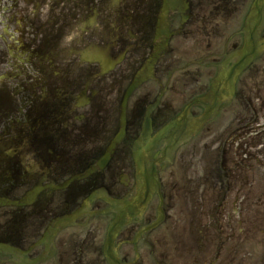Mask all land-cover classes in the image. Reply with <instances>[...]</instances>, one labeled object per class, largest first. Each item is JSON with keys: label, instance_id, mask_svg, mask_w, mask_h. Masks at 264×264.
<instances>
[{"label": "flooded vegetation", "instance_id": "obj_1", "mask_svg": "<svg viewBox=\"0 0 264 264\" xmlns=\"http://www.w3.org/2000/svg\"><path fill=\"white\" fill-rule=\"evenodd\" d=\"M253 2L0 0V264H264V55L191 135ZM183 113L161 195L127 205L135 144Z\"/></svg>", "mask_w": 264, "mask_h": 264}, {"label": "water", "instance_id": "obj_2", "mask_svg": "<svg viewBox=\"0 0 264 264\" xmlns=\"http://www.w3.org/2000/svg\"><path fill=\"white\" fill-rule=\"evenodd\" d=\"M262 7H263V0H258L255 4L254 11L250 15L247 26L248 32L253 34L251 35L248 40L246 41L245 48L242 53L237 55L239 61V69L241 70L245 67L248 63H250L253 59H255L264 48H261V43H259V35L258 29L260 28L261 24L264 21V14H262ZM253 28L254 31H249V29ZM251 48V50H250ZM250 50V51H248ZM148 181H145V183ZM151 182V181H149Z\"/></svg>", "mask_w": 264, "mask_h": 264}, {"label": "rangeland", "instance_id": "obj_3", "mask_svg": "<svg viewBox=\"0 0 264 264\" xmlns=\"http://www.w3.org/2000/svg\"><path fill=\"white\" fill-rule=\"evenodd\" d=\"M4 22H3V18L2 17H0V33H2V30H3V28H2V24H3Z\"/></svg>", "mask_w": 264, "mask_h": 264}]
</instances>
